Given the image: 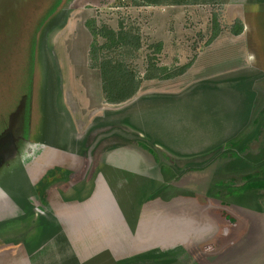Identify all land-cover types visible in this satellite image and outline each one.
I'll return each instance as SVG.
<instances>
[{
  "label": "rangeland",
  "instance_id": "obj_1",
  "mask_svg": "<svg viewBox=\"0 0 264 264\" xmlns=\"http://www.w3.org/2000/svg\"><path fill=\"white\" fill-rule=\"evenodd\" d=\"M35 1L27 0L26 4L24 0L20 1L14 9L19 12L23 5L27 6ZM253 2L226 0L222 4L133 6L131 0H75L68 4L65 10L57 11L48 18L38 33L35 45L32 47L30 44L27 47L28 51H33L32 59L29 56L26 60L28 62L23 60L27 55L23 35L31 33V29L25 30L21 36L18 34L13 44L12 39L17 35L16 32L22 31L19 26L22 16L18 17L19 13L12 12L16 17L14 24L10 26H7L9 19L0 18V38H3L0 41V92H7V96L11 94L10 98L6 97L4 100V105L12 104V98L18 93L33 96L31 133L25 139L26 142L23 140L22 147L19 146L18 154L9 158L8 163L5 161L0 165V244L20 242L15 255L20 264H61L62 261L64 264L71 249L76 254L82 253V241L72 244L63 242L61 234L54 235L55 231L64 230L66 224L59 228L55 225L60 221L54 218L57 211L53 210L50 203L53 198L60 202L67 201L65 194L71 192L68 189H99L97 185H103L95 163H90L86 168L84 163L79 162L77 165H80V168L74 173L70 172L72 162L66 153L77 154L72 150L74 147L89 159L88 155L94 146L93 160H98L101 155L95 154L102 153L101 145L106 146L109 153L105 155L106 158L104 155L102 158L118 165L121 171L120 179L122 177L125 182H131L141 178L143 187L133 191L139 225L140 222H146L147 217L154 225L151 212L149 216L146 215L145 208L148 205L170 212V215H167L168 220L172 215L180 221L192 216L203 218L204 227L216 218L218 212L223 216V223L220 224L221 220L216 219L214 224L202 233L203 236L208 235V240L214 236L216 248L218 244H215V241H224L223 235L232 237L235 233L237 227L235 228L232 221L239 223L236 216L241 212L238 207L253 205L264 210V190L261 191V203L246 198L243 191L246 186L240 179L241 174L253 170H259L254 176L264 179V171L261 170L264 167L261 162L264 160L258 162L264 157V125L260 128L258 138L253 135L247 142L242 143V149L238 146V143L245 139L244 135L254 128V119L262 120L257 122V125L264 124V71H254L255 67L257 70L256 63L264 59V48L261 47L264 45V34L260 36L249 33L244 37L245 35L240 34L242 31L240 35H233L230 31L236 19L241 22L242 19L251 18L250 14L254 9L264 10V5ZM212 15H215L221 30L218 37L205 46L211 30ZM90 17H94L97 24L109 23L114 26L118 20H122L139 28L141 48L135 60L141 68L144 67L145 57L152 55L149 45L157 40L163 42V49L156 56L159 64L172 67L183 64L194 56L193 62L186 72L178 77L144 80L136 93L137 98L133 100L107 104L103 98L99 99L97 75L94 74L97 72L88 66L87 51L90 38L84 22ZM248 24L252 29L253 24ZM5 43H10L7 49ZM19 55H24L23 59L18 57ZM52 56L60 65V71L54 63L51 65L49 57ZM53 72L57 75L54 76ZM30 77L33 83L29 81ZM148 98L149 104H140ZM2 101L3 98L0 100V107ZM137 101L138 104H135ZM124 105L129 106L121 110ZM26 107L25 102L19 105V115L26 111ZM20 122L11 125L15 135L25 130L28 120L26 122L23 117ZM117 124H125L128 127L121 128ZM17 128H20L21 132H17ZM26 134L28 135V130ZM15 135H11L14 140ZM138 139L154 161L156 158L161 161H155V167L147 166L148 157L140 159L139 153L133 148ZM66 145L68 151L63 150L62 146ZM246 147V154L255 158L252 159L250 168L243 167L246 164L241 162L239 168L236 165L235 171L232 168V171L228 169L227 172L215 176L216 170L220 169L225 161H229V157L241 159L242 157L238 156ZM224 149L227 153H220ZM204 150H207L204 153H208L202 163L205 167L189 169L186 173H179V170L170 168V165L176 169L183 166L184 162L199 161L198 156ZM57 151L64 154L59 156L58 160L62 162L58 165L57 161L52 162L50 158ZM191 152H198V156L182 159L181 163L172 158L175 154L188 156ZM260 154L262 156L257 160ZM144 159L145 161H142ZM126 166L137 170H128ZM158 168H162L161 174H158ZM236 168L241 170L236 171ZM213 172L215 179L233 177L235 180H227L222 189L219 186L222 183L218 181V186L210 188L214 189V194L208 197L205 191ZM165 180L168 185L159 187V183H164ZM122 185L123 188L126 186L124 183ZM127 189H130L129 186ZM173 192L183 194L176 198V203H166L161 199L162 195L165 197L163 193L170 195ZM218 202L221 204L215 205ZM180 205L184 209L179 211L176 207ZM38 206L49 210L50 220L53 219L51 223L43 221L41 215L36 216L31 212V207H34L41 213ZM154 220L155 231L159 230L157 235L162 237L164 219L155 214ZM183 222L184 220L181 221L180 227L181 230L187 231L186 247L193 246L190 236L194 240L197 237L191 232L195 227ZM225 222H228V227ZM248 223L250 224L249 221ZM240 239L241 237L237 238L239 241L231 243L228 247L235 258H242L241 251L248 247L243 241L241 243ZM234 244L235 252H232ZM14 249L15 247L11 246L9 251ZM34 249L37 250V256L34 254L25 258V263L22 257L29 256ZM226 251L227 248L220 254L224 255ZM188 252L192 253L190 249ZM155 257V264L163 260L156 254L148 260V264L153 263ZM17 258L10 257L5 260L12 264ZM165 258L169 259L167 256ZM133 259L135 261L139 258Z\"/></svg>",
  "mask_w": 264,
  "mask_h": 264
},
{
  "label": "crops",
  "instance_id": "obj_2",
  "mask_svg": "<svg viewBox=\"0 0 264 264\" xmlns=\"http://www.w3.org/2000/svg\"><path fill=\"white\" fill-rule=\"evenodd\" d=\"M253 1H254L253 3L264 5V2H257L256 0ZM253 11L250 14L251 18L249 17L247 19L241 20L243 25V30L240 34L245 35L244 37H246V35L249 33H253L256 35L259 34L260 36L264 34V10L261 11L254 9ZM249 22L253 24L252 29L249 28V24H248ZM87 34L88 37L90 38L89 33ZM217 37L218 36H216V38ZM261 47L264 48V45H262ZM261 47L259 49H261ZM250 56L251 55H249V57ZM53 63L54 65L57 66V70L60 71L61 68L58 62L52 60L51 65ZM256 66H257V70H255L256 68L255 67L254 71L263 73L264 59H262L261 62L256 63ZM249 67L250 66H248V68ZM94 74L97 75V73ZM53 75L56 76L57 75L56 72L55 73L53 72ZM97 80L99 86L98 90L100 92L99 94V99H100L102 98V93L100 89V82L98 75H97ZM59 96L60 97L62 96L61 92H59ZM135 97L136 94L134 95V97L131 98V100H133V98ZM139 101H137L135 104H138ZM149 102H150V98L143 100L142 103L140 104L147 105L149 104ZM126 106L129 105L122 106L121 110H123ZM117 112L118 111H116L115 114H117ZM119 125L121 128H124V126L128 127V125L125 124L122 125L119 124ZM119 125L117 124V126ZM132 131L134 130L132 129ZM138 133L140 135L139 131ZM171 142L172 139L170 140V143ZM153 146L155 147L154 144ZM62 147L64 151H68L69 149L67 145ZM105 147L106 146L101 145L100 149H102V153L95 154L96 156L101 155V157H99L98 160L96 159L93 160L94 158L92 151L94 150V146H92L90 154L88 155L90 156L89 157L90 160L88 159V157L86 158L87 155L84 154L81 155V153H79L78 150L75 149L76 147H74V149L72 150H74V152H77V154L71 155L66 153L67 155L70 156V161L72 162L71 165L72 171H70L71 173H74L77 169L80 168L79 167L80 165H77V163L79 162L84 163L83 165L86 168L89 166L90 163H95L97 173L102 178L103 185L101 186L97 185L99 189H94V188L68 189V191L71 192H68L69 194L67 193L65 194V198L67 197V201L65 202L61 201L62 203L59 200H57V198L51 199L50 203H52V206L54 208L53 210L57 211V213H55V217L54 216L53 217L56 218L58 221H60V223L55 225H58L59 228V226H61L62 224H66V226L63 227V229L66 232L64 230H57L54 232V235L61 234L60 236H63L61 239L63 242L64 241L72 242V244H74L75 242L82 241L83 244L81 245L82 253L76 254L75 251L71 249V252L68 255L69 257L64 261V264H148V260H150V258L153 257L149 253L150 250L152 249H159L169 259L170 258L172 259L168 261L169 259L166 260V258L163 257L164 260L162 261L159 260L157 264H264V210L262 208L260 207L255 208L253 205H249V206L243 205L241 207H238V210H240L241 212V214H237L236 216L238 217L237 219L239 223H237V221L235 222L232 221V223L235 224V228L237 227L234 230L235 233L232 235V237L223 235L225 238L224 241L222 240L215 241V244H218V247L216 248H214V236L210 240H208L207 239L208 235L203 236L202 233L205 232L206 228L212 226L216 219L221 220L220 224L223 223L224 219H222L223 216H220V213L218 212L216 213V218L215 219L213 218V221L209 222L210 224L207 223L208 225V226L206 225L207 227L203 226L204 225L203 218L201 219L200 217H194V216H192V218L189 217H187L186 219L182 218V220H184L183 223L185 225H187V223L188 224L190 223L193 227H195L193 230H191V232H194L197 236L195 240L192 238V236H190V239L193 241L194 245L192 244L193 246L186 247L185 241L187 238L186 235L187 231L181 230L180 226L182 220L180 221L178 219H174V217H172L173 215L171 216L172 218L169 216L170 219L168 220L167 215H170V212H166L165 209H160L156 206L155 207H150L149 205L147 206V200H145L144 202L145 205L147 206V208H145L146 209L145 211H147L146 215L149 216L151 212L152 214L151 219L154 221V225H152L148 217L146 219V222H140L141 224L139 225V219H137V215H136L137 206H136V202L134 201L135 196L133 191L134 189H139V187H143L142 183H140L141 178L131 182L130 180L128 182H125L122 177L120 179L121 171L119 170L118 165L112 164L110 160L105 159L106 158L105 155L109 153V150H106ZM144 147L141 145V141L139 139L136 141V145L133 146L135 151L139 153L140 159L144 158L145 156L148 157L147 166L155 167L154 162L155 161L158 162L159 159L156 158V160L154 161L151 154L148 153L144 149ZM206 151L207 150L202 151L199 154V156H198V152H191L190 154H187L188 156L175 154L176 156H173L172 158L175 160V162L178 161V163H181L182 159L190 158L193 155L198 156L199 161L197 160L195 162H184L183 166L181 165L176 169L174 168V166L170 165V168H173L174 170L177 171L179 170L180 173V171L184 172V169L187 166L203 165L202 164L203 159L208 154V153H204ZM213 151L214 148L212 149V152ZM55 154H57V156H55ZM52 155L53 156L50 157L52 162L57 161L56 165L61 164L62 161L58 160V158L59 156L61 155L63 156L64 154L61 151H57L56 153L54 152ZM103 155L105 158H102ZM142 161H145V159ZM73 162L76 163V165ZM85 162L88 164H85ZM141 162H139L140 167H141ZM126 169L137 170V169L129 168L128 166H126ZM161 169L162 168H158L159 170V171L157 170L158 174L159 172L161 174L162 172ZM166 181L167 180H165L164 183H166ZM123 183L126 184L124 188L122 185ZM164 183L161 181L159 183V187L162 186V184ZM167 185L168 182L166 185H164V187ZM127 186H129L130 189H127ZM163 194L165 195V197L161 194L162 195L161 199H163V201H165L166 203H170V202L176 203L177 201L176 198H178V196L180 195H183L181 194V192H173L170 195L165 193ZM131 196L133 197L132 199ZM262 200L263 199L260 198L258 199V202L261 203ZM218 204H221V202L215 203V205ZM38 207L39 210H41V213L39 212L40 214L37 212L38 209L35 210L34 207H31L30 209L31 212H34L35 213L34 215L36 216L41 215L43 221H48L49 223H51L53 219L50 220L51 214L48 213L49 210L42 208L41 206ZM176 208H178L179 211L180 209H184L182 205L177 206ZM155 214H159L161 218L164 219L163 220L164 233L162 237H158L157 235L159 230L155 231L156 230L155 229L156 224L154 220ZM239 218H241L242 220ZM248 221L250 222V224L248 223ZM225 223H226V227H228V222ZM196 227H199L200 229H196ZM198 236H202V237H198ZM240 237H241L240 242L243 241L246 244L245 246L248 247L242 250L243 252L241 251L242 258L240 256L235 258L234 254L230 253V251L228 250V247L231 245V243L235 241H239L236 239ZM258 244H260V246H257ZM11 246L15 247V249L9 251ZM19 246H20V242H16V241L12 243L8 242L5 244H0V264H8L5 258H10V257H13L14 259L17 258L15 257V255H17ZM87 246L89 247L86 249ZM234 246L235 244L233 245V250L235 248ZM242 247L243 244L242 246L239 247V249L241 250ZM225 248H227V251L225 252L224 255H221L220 254L221 251L224 250ZM36 249L31 251V253L33 254L30 253L29 256L26 255V257H22V258L25 260V258L26 259L30 258V256L32 257L34 254L37 256ZM188 249H190L192 253L188 252ZM232 252H235V250ZM10 253L11 255L9 256ZM136 257H138L139 259L134 261L133 258ZM17 261L18 258L15 261H13L12 264L14 263L20 264L19 261L18 263ZM26 262L27 261L25 260V263ZM61 264H63V261L61 262ZM151 264H155V260L153 261V263L151 262Z\"/></svg>",
  "mask_w": 264,
  "mask_h": 264
},
{
  "label": "trees",
  "instance_id": "obj_3",
  "mask_svg": "<svg viewBox=\"0 0 264 264\" xmlns=\"http://www.w3.org/2000/svg\"><path fill=\"white\" fill-rule=\"evenodd\" d=\"M23 0H9L6 4L3 5V8L0 10V18L2 20L9 19V23L7 26H10L14 24L15 20V13H19L18 17H21V22L19 26L22 27V31L18 30L16 33L17 35L12 39L13 44L15 43L18 34L21 36L23 35V32L25 30L31 29V33L23 35V43L26 44L25 48L27 49L25 56V59H23L24 55L21 57L20 55L18 57H21L24 62L27 59H32L33 51H28V46L31 44L32 47L36 43V38L38 37V33L41 30L42 26L45 24V22L55 14L57 11H63V9L70 4L71 2H74L75 0H36L35 2H32V4L29 5H23L21 11H17L14 9L18 6V3ZM27 0H24L26 4ZM257 2H264V0H256ZM226 0H131V5L133 6H140V5H162V4H197V3H208V4H222L225 3ZM15 5V6H14ZM4 10V13H3ZM65 10V9H64ZM15 13H12L14 12ZM17 17V18H18ZM20 19V18H19ZM211 30L208 36V39L205 41V46L211 43L212 40L216 38V36L219 34L221 30V26L219 22L217 21L215 15H212L211 17ZM84 25L86 29L88 30L89 36H90V43L88 46L87 51V60H88V66L89 68L95 70L97 72L99 82H100V89L102 93L103 101L107 104H120L123 103L132 97L137 93L139 90L142 82L144 80H165V79H171L174 77H177L181 74H183L192 64L194 56L186 61L183 64L180 65H174L172 67H168L164 64H159L157 61V55H159L163 49V42L161 40H157L152 42L149 47L152 48V55H147L144 60V67L141 68L139 64L136 62L137 53L141 48V35L139 33V28L134 27L133 25L129 23H125L122 20H118L116 24L113 26L109 23H101L97 24L96 19L94 17H90L87 20H85ZM230 31L233 35H237L242 31V23L240 20L236 19L231 27ZM3 38H0V41H2ZM6 41V40H4ZM22 42V40H21ZM10 46V43H5L6 49ZM17 46V45H16ZM14 47L16 50L17 47ZM5 49V48H4ZM13 49V48H12ZM25 49H22L24 51ZM7 51V50H6ZM6 53V52H5ZM21 53V52H20ZM49 56H51L50 51L48 52ZM9 55H5V57H8ZM51 61L53 60V56L49 57ZM33 62V61H32ZM33 65V63H32ZM31 65V66H32ZM31 69V67H30ZM32 74V72H30ZM5 76V75H4ZM34 77V76H33ZM0 75V79H1ZM7 78V76H6ZM5 79V78H3ZM19 79V77H18ZM29 81H32L31 77L29 78ZM1 83V82H0ZM32 83H30L32 85ZM2 84V83H1ZM0 84V85H1ZM32 87L29 88L31 90ZM0 100L3 98L1 107H0V122L2 123V127L0 128V138L5 135L6 133H10L11 135H15L11 125L16 124L21 121V118L23 120V117L25 118V121L27 122L25 130L21 132L20 128L16 129L17 132H21L20 136L22 138L27 139L31 133L32 130V105H33V96H31L32 92H30V96L28 97L26 94L22 95V93H18L16 97L12 98V104L10 105H4V100H6V97L10 98V95H8L7 92H0ZM27 106L26 111L23 112L22 115H19V112L17 111L19 105L21 103H24ZM31 109V110H30ZM31 113V114H30ZM253 119V118H252ZM254 128L251 130L250 133L244 135L245 139H243V142H239L238 146L242 149V143L247 142V139L251 136H255V138H258L260 134V128L263 127L264 124L257 125V122H262V120L254 119L253 121ZM22 123V122H20ZM21 125V124H19ZM28 130V135L26 134ZM6 132V133H5ZM5 133V134H4ZM13 133V134H12ZM26 135V136H25ZM16 136V141L19 140L18 135ZM243 136V135H242ZM248 136V137H247ZM254 138V137H253ZM250 142V141H249ZM248 142V143H249ZM250 145V144H249ZM249 145H247L249 147ZM143 146V145H142ZM246 146V144H245ZM224 150H221L220 153H227ZM247 147L245 148V152L243 151L242 154H240L239 158H233L229 161H225L223 163L222 167L220 169L216 170V175H221L225 172L231 170L234 168L233 171H235L236 165H241V162L246 164L243 167L250 168V163L253 161L252 159H255L253 157L248 156V153L246 154ZM26 152V150H25ZM27 153V152H26ZM264 154V151H263ZM228 155V154H226ZM224 156V155H221ZM262 156L260 154L258 157ZM262 159L258 162L260 163L262 160H264V157H261ZM257 162V163H258ZM249 163V165H248ZM261 163H264L261 162ZM205 167V165H199V166H187L184 171H187L189 169H201ZM236 168V171H239ZM243 169V168H242ZM227 170V171H226ZM264 171V167L261 169ZM259 170H253V171H246L244 174H241L240 179L243 180L245 189L244 194L246 195V198L249 199H255V201H258L260 197H262L261 191L264 190V179L263 177H256L254 176L256 173H258ZM214 172L211 177V180L208 181L207 189L205 191V194L210 197L214 194V189H210L213 187L218 186L217 182L220 181L222 184H219L220 188L222 189L223 184L226 183L227 180H235L233 177H222L219 179H215ZM162 184V187L167 184ZM242 184V183H241ZM226 185V184H225ZM241 195L242 192L240 191ZM226 195L223 194L222 197ZM159 249H152L150 250L151 256L159 255V258L166 257L164 253H160ZM154 254V255H153ZM156 257L154 258V260ZM164 260V258H163ZM172 260L171 258L168 260ZM162 261V260H160Z\"/></svg>",
  "mask_w": 264,
  "mask_h": 264
},
{
  "label": "flooded vegetation",
  "instance_id": "obj_4",
  "mask_svg": "<svg viewBox=\"0 0 264 264\" xmlns=\"http://www.w3.org/2000/svg\"><path fill=\"white\" fill-rule=\"evenodd\" d=\"M9 2V0H2L0 2V10L3 8V5ZM19 140L16 141L12 139V136L10 133H7L5 136L3 135L0 138V165L2 163H8L7 160L11 157H15L18 153L19 146L22 147L23 140L25 141V138H22L20 134L18 135ZM26 142V141H25ZM24 144V142H23Z\"/></svg>",
  "mask_w": 264,
  "mask_h": 264
},
{
  "label": "water",
  "instance_id": "obj_5",
  "mask_svg": "<svg viewBox=\"0 0 264 264\" xmlns=\"http://www.w3.org/2000/svg\"><path fill=\"white\" fill-rule=\"evenodd\" d=\"M2 0H0V2H1Z\"/></svg>",
  "mask_w": 264,
  "mask_h": 264
}]
</instances>
